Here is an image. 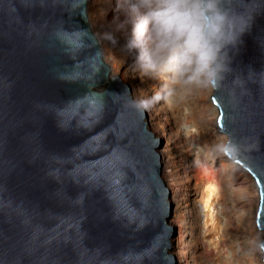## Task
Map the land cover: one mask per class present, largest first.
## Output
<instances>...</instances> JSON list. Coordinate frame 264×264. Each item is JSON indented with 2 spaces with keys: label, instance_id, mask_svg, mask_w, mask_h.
I'll list each match as a JSON object with an SVG mask.
<instances>
[{
  "label": "water",
  "instance_id": "water-1",
  "mask_svg": "<svg viewBox=\"0 0 264 264\" xmlns=\"http://www.w3.org/2000/svg\"><path fill=\"white\" fill-rule=\"evenodd\" d=\"M88 0H0V264H177L170 190ZM213 91L227 152L257 185L264 244V0ZM264 262V249L261 248Z\"/></svg>",
  "mask_w": 264,
  "mask_h": 264
},
{
  "label": "rangeland",
  "instance_id": "rangeland-1",
  "mask_svg": "<svg viewBox=\"0 0 264 264\" xmlns=\"http://www.w3.org/2000/svg\"><path fill=\"white\" fill-rule=\"evenodd\" d=\"M117 4L118 0H88L87 14L111 72L129 86L133 99L146 112L149 129L162 139L159 152L163 142L167 144L168 153L161 154L162 172L172 200L168 222L172 217L176 219V224L172 225L176 263L214 264L216 259V252L204 240L209 231L200 225L198 206L193 198L196 182L208 172L219 184L220 198L215 210L223 223L220 244L227 250L232 264H264L260 242L254 240L260 230L254 218L257 208L252 198L251 181L243 177L237 163L225 155L227 151L223 147L227 148V135L215 127L213 114L218 110L212 100L213 91L191 89L159 101L149 99L158 90V83L138 77L133 69L132 55L122 47L125 41L119 31L112 41L103 36V26L115 27V18L120 15ZM144 101L148 102V109L144 108ZM186 111L194 121L193 130L186 131L181 126Z\"/></svg>",
  "mask_w": 264,
  "mask_h": 264
},
{
  "label": "clouds",
  "instance_id": "clouds-1",
  "mask_svg": "<svg viewBox=\"0 0 264 264\" xmlns=\"http://www.w3.org/2000/svg\"><path fill=\"white\" fill-rule=\"evenodd\" d=\"M117 8L122 47L138 77L158 83L149 96L156 101L191 89L215 91L253 23L235 0H118Z\"/></svg>",
  "mask_w": 264,
  "mask_h": 264
},
{
  "label": "bare ground",
  "instance_id": "bare-ground-1",
  "mask_svg": "<svg viewBox=\"0 0 264 264\" xmlns=\"http://www.w3.org/2000/svg\"><path fill=\"white\" fill-rule=\"evenodd\" d=\"M111 26H113V25H111ZM111 26L106 25V26L102 27V33H103L104 38L107 40H110V41H112L116 35L115 27L112 28ZM190 115L191 114L188 111H186V113L183 114L181 126L186 131L191 130V129L192 130L195 129L193 126L194 121L191 120ZM213 116H214L213 119L215 120V127L220 132L221 130H220V126L218 124V112L216 111V114H213ZM227 140H228V138L226 136L225 142L228 144ZM163 143L164 144H163V148L161 149V151L159 152V150H158L160 156H161V154L164 155L165 152H166V154L168 153L167 144H166V142H163ZM196 147L197 146H195V148ZM223 150L227 151L226 146L223 147ZM225 155L229 156L228 152L225 153ZM235 163H237V162H235ZM237 166H238L239 170H241V173L242 172L244 173V174H242L243 177L245 175V176L250 178L252 190H253V197L252 198H253V202L255 203V206L257 208L258 193H257L256 182L254 181L250 172L244 166H242L241 164H238V163H237ZM193 190H194L193 192L195 193L193 198L195 199V203L198 206V214L200 216L199 217L200 218L199 219L200 225L209 231L208 236L204 237V240L206 241V244L208 245V247L211 250H214L216 252L215 254H217L215 256L216 259L214 261V264H219V263H221V264H232L227 250L225 249L224 246H222V244H220V241L223 238V223H222L221 218L217 215L216 210H215L216 204L220 198V188H219V184H218L217 180L213 177V175L211 173L206 172L196 182V185L194 186ZM173 216H175V215L173 214ZM254 218L256 219V216H254ZM175 221H176V219L172 217V218H170L169 223L171 225H174V224H176ZM257 227H258V225H257ZM261 237H262V231L260 230V233H258L256 235V237L254 238L255 242L259 244ZM175 243H176V238H175V236H173V245L171 246V254L174 256V258H176V254H177V252H176L177 250H175V248L173 247ZM259 250H260V256H262V252H261L260 247H259Z\"/></svg>",
  "mask_w": 264,
  "mask_h": 264
}]
</instances>
